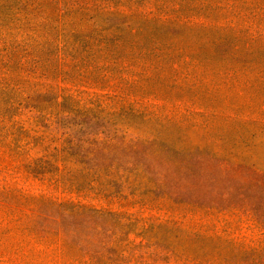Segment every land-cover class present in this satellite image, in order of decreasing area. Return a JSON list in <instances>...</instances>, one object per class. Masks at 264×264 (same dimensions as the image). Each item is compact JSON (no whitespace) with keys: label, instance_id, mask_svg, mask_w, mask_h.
I'll return each instance as SVG.
<instances>
[{"label":"trees","instance_id":"trees-1","mask_svg":"<svg viewBox=\"0 0 264 264\" xmlns=\"http://www.w3.org/2000/svg\"><path fill=\"white\" fill-rule=\"evenodd\" d=\"M186 6L185 0H0V21L9 18L11 26H0V44L7 33L15 34L30 55L13 80L2 72L11 58L4 64L0 56V114L3 105L12 109L15 101L24 103L20 99L30 97V119L47 118L41 140L51 137L55 143L56 154L50 159L56 171L73 165L101 175L124 167L127 186L138 189L140 196L157 194L185 211L176 220H131L79 202L19 196L0 186V247L4 242L22 246L25 238L31 254L70 264H264V256H248L249 251L233 256L232 250L226 256L203 245L196 255L184 248L192 242H212L206 233H197L207 226L198 225L196 212L219 208L232 194L230 183L242 192L250 187L263 190L264 177L242 181L226 164L210 165L216 153L175 149L173 139L161 136L172 119L147 114L124 95L86 100L62 84L68 53L146 81L176 77L180 68L198 66L199 52L185 44V33L217 26L208 18L184 14ZM219 45L210 42L214 50ZM47 49L55 56L44 62ZM51 63L55 78L47 70ZM18 79L21 85L15 84ZM9 94L14 98H6ZM148 125L155 131L145 132ZM162 229L167 232L163 238ZM130 235L140 242L130 241Z\"/></svg>","mask_w":264,"mask_h":264},{"label":"rangeland","instance_id":"rangeland-1","mask_svg":"<svg viewBox=\"0 0 264 264\" xmlns=\"http://www.w3.org/2000/svg\"><path fill=\"white\" fill-rule=\"evenodd\" d=\"M185 3L184 14L208 18L217 26L185 33V44L199 52L198 66L180 68L176 77L146 81L134 73L123 74L118 67L98 68L89 60L79 59L77 52L68 53L62 66V84L86 100L124 95L147 114L172 119L173 124L166 126V131L161 130V136L173 139L175 149L199 148L216 153L217 159L210 165L226 164L242 181L256 175L264 177V0ZM0 26L3 30L11 28L9 18H2ZM212 40L220 43L217 50L210 46ZM0 56L4 64L11 58L12 64L7 63L2 72L13 80L30 55L15 34L7 33L6 42L0 44ZM54 56L55 52L47 49L42 60ZM47 70L56 77L55 64L51 63ZM188 72L192 75L186 77ZM17 83L21 85L22 81L18 79ZM14 96L9 94L6 98ZM20 100L24 103L15 101L12 109L1 107L0 186L19 196L43 195L53 201L79 202L125 214L131 220H176L185 215L176 201H161L157 194L140 196L138 189L127 186L124 167L107 169L101 175L73 165L56 171L50 159L56 154L52 151L55 143L51 137L41 140L47 133V118L42 116L37 122L30 119V97ZM143 130L149 133L155 128L148 125ZM229 187L232 194L219 208L196 212L198 225L207 226L197 233H206L212 242H192L184 246L185 250L199 255V249L207 245L209 252L219 250L226 256L232 250L233 256H244L242 251H249L248 256H264V188L250 187L242 192L235 183ZM159 233L161 238L167 236L164 229ZM129 239L134 240L133 235ZM28 240L23 238L18 247L4 242L0 264H70L52 256L31 254ZM162 244H167V240H162Z\"/></svg>","mask_w":264,"mask_h":264}]
</instances>
